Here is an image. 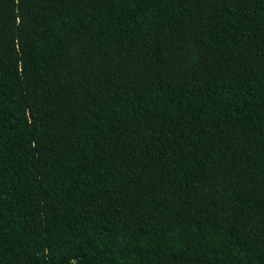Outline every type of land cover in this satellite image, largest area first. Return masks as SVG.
I'll return each instance as SVG.
<instances>
[{
  "label": "trees",
  "instance_id": "obj_1",
  "mask_svg": "<svg viewBox=\"0 0 264 264\" xmlns=\"http://www.w3.org/2000/svg\"><path fill=\"white\" fill-rule=\"evenodd\" d=\"M0 264H264V0H0Z\"/></svg>",
  "mask_w": 264,
  "mask_h": 264
}]
</instances>
